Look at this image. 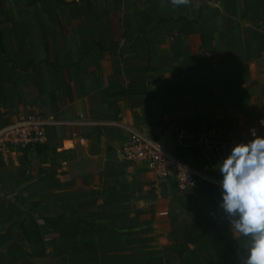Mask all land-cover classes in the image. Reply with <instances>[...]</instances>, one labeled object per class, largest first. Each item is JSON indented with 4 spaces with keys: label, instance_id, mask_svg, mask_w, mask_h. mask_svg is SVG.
<instances>
[{
    "label": "crops",
    "instance_id": "0c3cea01",
    "mask_svg": "<svg viewBox=\"0 0 264 264\" xmlns=\"http://www.w3.org/2000/svg\"><path fill=\"white\" fill-rule=\"evenodd\" d=\"M31 114L66 123L0 160V225L29 215L44 232L32 264H178L172 181L117 152L129 131L264 125V0H0V128Z\"/></svg>",
    "mask_w": 264,
    "mask_h": 264
},
{
    "label": "built area",
    "instance_id": "2783aa9c",
    "mask_svg": "<svg viewBox=\"0 0 264 264\" xmlns=\"http://www.w3.org/2000/svg\"><path fill=\"white\" fill-rule=\"evenodd\" d=\"M66 125L51 115L31 114L19 117L0 128V160L7 162L8 155L14 150H24L46 143V131L49 128ZM174 129V126H171ZM264 128L258 119L254 124H245L243 120L235 122L233 127H201L194 132L174 129L172 148H186L197 151L209 165H217L229 154V149L242 135L253 138L252 130ZM171 148V150H172ZM117 157L132 167L142 169L156 181L171 180L178 191L189 190L205 181L204 175L175 159L171 152L162 149L157 141L133 131L121 144ZM38 223H41L40 221Z\"/></svg>",
    "mask_w": 264,
    "mask_h": 264
},
{
    "label": "clouds",
    "instance_id": "9594fccd",
    "mask_svg": "<svg viewBox=\"0 0 264 264\" xmlns=\"http://www.w3.org/2000/svg\"><path fill=\"white\" fill-rule=\"evenodd\" d=\"M190 0H170L174 8ZM247 143L233 146L218 163L221 175L220 207L234 237L247 238L242 264H264V136L255 134Z\"/></svg>",
    "mask_w": 264,
    "mask_h": 264
},
{
    "label": "trees",
    "instance_id": "16d2710c",
    "mask_svg": "<svg viewBox=\"0 0 264 264\" xmlns=\"http://www.w3.org/2000/svg\"><path fill=\"white\" fill-rule=\"evenodd\" d=\"M215 193L221 191L216 189ZM173 224L174 219L168 216V236L178 264H242L247 255L245 237L230 239L223 230L196 229L186 224L173 227ZM12 229L15 235H11ZM43 235L29 215L17 216L0 234V264H32L31 258L43 254Z\"/></svg>",
    "mask_w": 264,
    "mask_h": 264
},
{
    "label": "rangeland",
    "instance_id": "374dc122",
    "mask_svg": "<svg viewBox=\"0 0 264 264\" xmlns=\"http://www.w3.org/2000/svg\"><path fill=\"white\" fill-rule=\"evenodd\" d=\"M206 170H202L205 181L197 184L189 190L178 191L174 184L168 183L170 200L168 204L169 215L174 219L173 227L182 224L194 226L196 229L222 231L227 221L226 215L220 207L221 193L215 190L220 188L221 175L216 172L217 165H209L205 162ZM219 174V175H218ZM170 182V181H169ZM7 226L0 225V234ZM11 235H15L12 229ZM171 249L172 239L169 238Z\"/></svg>",
    "mask_w": 264,
    "mask_h": 264
},
{
    "label": "water",
    "instance_id": "95a60500",
    "mask_svg": "<svg viewBox=\"0 0 264 264\" xmlns=\"http://www.w3.org/2000/svg\"><path fill=\"white\" fill-rule=\"evenodd\" d=\"M158 145L164 149L167 152H171L172 148V138H171V132L167 131L163 134V136L158 141ZM105 159L107 160H116V157L113 152L107 153L105 156Z\"/></svg>",
    "mask_w": 264,
    "mask_h": 264
}]
</instances>
